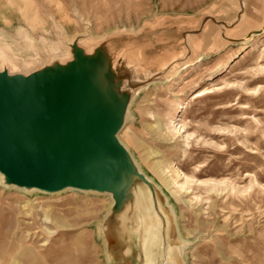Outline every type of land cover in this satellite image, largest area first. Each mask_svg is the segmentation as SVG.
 <instances>
[{
    "label": "rangeland",
    "instance_id": "rangeland-1",
    "mask_svg": "<svg viewBox=\"0 0 264 264\" xmlns=\"http://www.w3.org/2000/svg\"><path fill=\"white\" fill-rule=\"evenodd\" d=\"M1 58L0 89L20 104L0 126L110 105L122 154L107 163L156 192L186 264H264V0H0ZM99 62L101 97H76ZM60 101L67 114L36 122ZM12 168L0 156V264L136 263L135 185L116 214L117 191L68 185L85 166L20 180Z\"/></svg>",
    "mask_w": 264,
    "mask_h": 264
},
{
    "label": "bare ground",
    "instance_id": "bare-ground-1",
    "mask_svg": "<svg viewBox=\"0 0 264 264\" xmlns=\"http://www.w3.org/2000/svg\"><path fill=\"white\" fill-rule=\"evenodd\" d=\"M257 35L251 34L245 43ZM250 45L252 42L243 47ZM4 61V58H1L0 65H3ZM106 74L105 64H92L86 69L84 78L74 80L73 93L88 100L100 98ZM67 105L69 104L60 101L58 106L41 110L38 117L46 113L63 115ZM2 110L9 116L12 113L4 108ZM82 115L81 124L72 121L53 122L43 131L28 128L25 123L14 128L0 127V154L6 159L21 163L28 172L42 175H49L60 167L80 168L89 159L103 160L87 166L85 184L93 185L94 188L107 185L113 191L119 185H135L134 205L140 212L139 241L144 254V264H180L182 249L178 245H169L170 240L172 241L169 238L171 218L163 208L160 198H156V192L140 177L132 179L121 162L105 163L122 154L114 136L118 119L114 117L110 105L87 109ZM38 121L40 120L37 119ZM73 183L74 180L69 179L68 185ZM161 216L166 220V227ZM164 237L168 241V247L163 253L160 246Z\"/></svg>",
    "mask_w": 264,
    "mask_h": 264
},
{
    "label": "water",
    "instance_id": "water-1",
    "mask_svg": "<svg viewBox=\"0 0 264 264\" xmlns=\"http://www.w3.org/2000/svg\"><path fill=\"white\" fill-rule=\"evenodd\" d=\"M75 86V85H74ZM60 88L61 89H63L62 88V86H60ZM77 97V96H76ZM16 98H18V97H5L4 96V94L2 93V91H1V89H0V112L2 113V114H4V116H5V118H9V119H14L15 118V116H16V113H17V110H15V104L14 103H16V104H20V103H17V101L15 100ZM65 104V103H64ZM55 105H59V103H56V104H53V105H47V106H44V108H41L40 110H34L33 109V113H35V120H36V122H37V119L38 120H40V121H38V123H40L41 121H42V119L44 118V117H46L47 115H51V114H45V115H42V116H40V117H38L39 115H41L40 114V111L41 110H43V109H45V108H47V107H49V106H55ZM69 105H67V107H68ZM66 107V108H67ZM2 108H4L5 110H9V111H11L12 113H11V115L9 116V115H7V114H5L4 113V111L2 110ZM18 108H26L25 106H23V107H18ZM66 108H64V111H65V109ZM91 108H96V107H91ZM88 109H90V108H88ZM87 110V109H86ZM69 112V111H68ZM68 112H66L65 114H67ZM37 113H39V114H37ZM84 113V112H83ZM82 113V114H83ZM65 114H63V115H65ZM82 114H80V116L77 118V120H65V121H72V122H75L76 124H81V122H82V119H83V115ZM54 115V114H53ZM56 115V114H55ZM63 115H58L59 117H63ZM41 118V119H40ZM4 119V118H3ZM53 122H64V120L63 119H60V120H56V119H50L49 121H48V126H50ZM23 123H25L26 124V127H28V128H32L31 126H29L28 125V123H26L25 121H21L20 123H18L17 125H15V126H10V127H6V128H14V127H17V126H19L20 124H23ZM48 126H47V128H48ZM0 127H5V126H3V125H1ZM32 129H34V128H32ZM46 129V128H45ZM44 129V130H45ZM34 130H36V129H34ZM37 131H43V130H37ZM0 156H1V158H3V160H6V161H14V162H16V164H18V165H20V166H22L23 168H24V170H22V169H16V168H12V170H11V172L14 174V176H15V178L16 179H21V177H24V176H26V175H28V173L29 174H33V173H30V172H28L27 171V169L21 164V163H19V162H17V161H15V160H10V159H6V158H4V156H2L1 154H0ZM117 157V156H116ZM115 158V157H114ZM114 158H112V159H114ZM112 159H109V160H112ZM90 160H97V161H94V162H99V161H103V160H101V159H89V160H87V161H90ZM109 160H107L105 163H107ZM87 161L84 163V165L83 166H81L80 168H75V167H60V168H58L56 171H54L53 173H51V174H49V175H42V174H37V175H40V176H42V177H47V176H51V175H53L54 173H56V172H58L59 170H64L65 171V173H67V174H71V173H78V172H80L81 171V169L85 166V172H84V175H85V173H86V171H87V166L89 165V164H91V163H87ZM4 162V161H3ZM93 162V163H94ZM115 162H118V161H115ZM114 162V163H115ZM120 162V161H119ZM107 164H109V163H107ZM124 166V165H123ZM125 167V166H124ZM126 168V167H125ZM5 169V168H4ZM127 169V168H126ZM127 171H128V169H127ZM128 173H129V171H128ZM69 179H72V180H74V182L75 183H73V184H80V185H87V184H85V180H84V176L82 177V179L81 180H75L74 178H73V176H70L69 178H68V184H69ZM60 180V178L59 179H57V182ZM72 184V185H73ZM131 185H134L133 183H131V184H129V185H119V186H117L114 190L115 191H117L116 192V195H118V198H117V200H116V207H115V209H114V212H116V214L119 212V211H122V209H123V207H124V205L127 203L126 201L129 199H127L126 197H127V195H126V190H127V188L129 187V186H131ZM93 186V185H92ZM103 186H105V185H103ZM102 186V187H103ZM107 186V185H106ZM152 189V188H151ZM154 191V190H153ZM132 199H134V195L132 196Z\"/></svg>",
    "mask_w": 264,
    "mask_h": 264
},
{
    "label": "crops",
    "instance_id": "crops-1",
    "mask_svg": "<svg viewBox=\"0 0 264 264\" xmlns=\"http://www.w3.org/2000/svg\"><path fill=\"white\" fill-rule=\"evenodd\" d=\"M139 238H140V234H139ZM164 241H165V239H164ZM134 244V243H133ZM133 244H131V246H129L130 247V249H131V247L133 246ZM140 245V244H139ZM141 246V245H140ZM167 245L165 246L163 243L161 244V246H160V248H161V250H162V252L164 253V251L167 249ZM140 252L138 253V255L139 256H137V259H135L134 261L136 262L135 264H144V262H145V260H144V254H143V252H142V248L140 247V250H139ZM127 253V252H126ZM129 254V253H128ZM124 259H129L128 258V255L126 254V256L125 257H123ZM163 259H164V256L162 257ZM131 259H133V258H131ZM163 261V260H162ZM111 264H119L118 263V260H116V258H114V260H112V263ZM157 264H160V262H157ZM180 264H186V262H185V259H184V256L183 255H181V257H180Z\"/></svg>",
    "mask_w": 264,
    "mask_h": 264
}]
</instances>
